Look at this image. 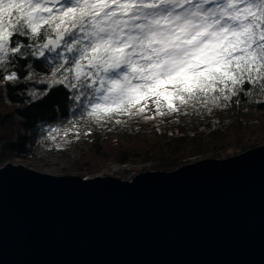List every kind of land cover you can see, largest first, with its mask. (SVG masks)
Masks as SVG:
<instances>
[{
    "label": "snow or ice",
    "instance_id": "obj_1",
    "mask_svg": "<svg viewBox=\"0 0 264 264\" xmlns=\"http://www.w3.org/2000/svg\"><path fill=\"white\" fill-rule=\"evenodd\" d=\"M24 57L44 58L50 75L38 79ZM9 82L32 99L61 85L71 93L70 127L44 130L57 149L61 132L79 139L77 121L183 124L261 105L264 0H0V91Z\"/></svg>",
    "mask_w": 264,
    "mask_h": 264
},
{
    "label": "water",
    "instance_id": "obj_2",
    "mask_svg": "<svg viewBox=\"0 0 264 264\" xmlns=\"http://www.w3.org/2000/svg\"><path fill=\"white\" fill-rule=\"evenodd\" d=\"M0 264H264V146L132 181L7 164Z\"/></svg>",
    "mask_w": 264,
    "mask_h": 264
},
{
    "label": "trees",
    "instance_id": "obj_3",
    "mask_svg": "<svg viewBox=\"0 0 264 264\" xmlns=\"http://www.w3.org/2000/svg\"><path fill=\"white\" fill-rule=\"evenodd\" d=\"M26 62L36 66L38 79L50 75L45 71L44 58H40L39 63L36 58L28 57L19 61L22 66ZM19 75L21 79L28 75L27 67ZM36 88H47V85L37 84ZM30 90L31 87L24 83L14 85L9 82L6 90L0 91V104L4 103L9 110L0 112V156L6 150L20 157L27 156L31 141L38 139L45 128L69 126L67 121L79 114V109L73 110V102L69 99L71 93L62 85L53 87L38 99L28 96ZM245 108L249 110L244 111ZM182 119L183 124L173 122L170 117L162 122L159 119H134L130 121L132 133L124 141L103 145L104 142L96 138L91 155L82 166L94 174L96 168L99 171L98 167L108 161L119 164L154 162V170L171 172L184 166L187 158L199 155L221 158L222 152L233 146L243 152L264 146V104H242L240 108L217 110L202 118Z\"/></svg>",
    "mask_w": 264,
    "mask_h": 264
},
{
    "label": "rangeland",
    "instance_id": "obj_4",
    "mask_svg": "<svg viewBox=\"0 0 264 264\" xmlns=\"http://www.w3.org/2000/svg\"><path fill=\"white\" fill-rule=\"evenodd\" d=\"M8 111V107L4 103L0 104V112L7 113ZM77 123L80 125L79 139H76L75 137V130L69 133L66 137L64 136V133L61 132V135L57 138L56 142L59 143L61 147L57 149L52 141L43 139V137L47 135V132L44 130L50 128L47 127L42 131L38 139L31 141L27 156L20 157L15 153H11V151L6 150L4 155L0 156V160H2L0 168L7 164H13L23 165L35 171L54 176L88 175L91 172L84 169L85 167L82 165L86 163H84V160H87V158H89L88 156L91 155L90 152L93 150L92 144L96 138H99V141L104 142L103 145H112L117 141H124L130 137L133 126L131 122H129L126 126H114L112 124H108L103 127L97 124H85L84 121H77ZM60 127H70V125ZM89 129H91L90 134L85 135ZM61 137L66 139L68 142L64 143ZM242 152L243 151L239 149V147L233 146L226 151L224 150L221 158H210L205 155H199L193 158L185 159L184 164L195 163L204 159H226L242 154ZM110 164H113L116 167V170H110ZM155 165L156 164H154V162L140 163L138 161H130L127 164H119L115 161H108L98 167L99 171H97L96 168L94 174L106 169L105 171L107 174L105 177H115L123 181H130L140 173L156 171V169L154 170ZM102 168L104 169L101 170ZM94 174L92 173L91 175Z\"/></svg>",
    "mask_w": 264,
    "mask_h": 264
},
{
    "label": "built area",
    "instance_id": "obj_5",
    "mask_svg": "<svg viewBox=\"0 0 264 264\" xmlns=\"http://www.w3.org/2000/svg\"><path fill=\"white\" fill-rule=\"evenodd\" d=\"M110 166V169L111 168H113V167H115L113 164H110L109 165ZM106 170V169H105ZM105 170H103V171H101V172H99V173H97V174H94V175H91V174H88V175H85L84 177H83V179L84 180H90V179H92V178H95V177H105L106 176V171ZM133 180V179H132ZM132 180H130V181H132Z\"/></svg>",
    "mask_w": 264,
    "mask_h": 264
},
{
    "label": "bare ground",
    "instance_id": "obj_6",
    "mask_svg": "<svg viewBox=\"0 0 264 264\" xmlns=\"http://www.w3.org/2000/svg\"><path fill=\"white\" fill-rule=\"evenodd\" d=\"M119 169V168H118ZM110 170H116V167L111 168ZM89 180V179H88Z\"/></svg>",
    "mask_w": 264,
    "mask_h": 264
}]
</instances>
